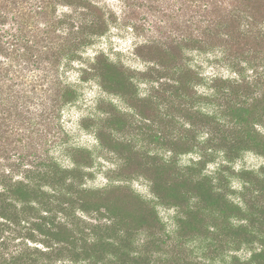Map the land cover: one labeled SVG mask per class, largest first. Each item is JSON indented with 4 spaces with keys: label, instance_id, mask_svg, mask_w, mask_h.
I'll return each mask as SVG.
<instances>
[{
    "label": "rangeland",
    "instance_id": "rangeland-1",
    "mask_svg": "<svg viewBox=\"0 0 264 264\" xmlns=\"http://www.w3.org/2000/svg\"><path fill=\"white\" fill-rule=\"evenodd\" d=\"M263 1L53 5L59 19L75 26L96 19L97 33L87 35L71 61L62 57L57 70L26 72L37 80L26 85L34 93L27 105L54 110L48 153L67 182L87 191L86 202L63 200L68 216L56 215L67 217L79 244L104 245L97 248L103 264L243 261L250 250L232 244V228L249 224L264 232ZM211 20L218 26L206 29ZM208 30L211 39L199 40ZM216 30L228 33V44L218 42ZM56 77L74 98L53 95ZM111 214L124 217L113 225ZM39 241L31 245L44 246ZM108 242L121 254L112 255Z\"/></svg>",
    "mask_w": 264,
    "mask_h": 264
},
{
    "label": "trees",
    "instance_id": "trees-1",
    "mask_svg": "<svg viewBox=\"0 0 264 264\" xmlns=\"http://www.w3.org/2000/svg\"><path fill=\"white\" fill-rule=\"evenodd\" d=\"M56 1L0 0V264H56L62 257L82 259L85 264H103L97 258L102 256L97 248L104 245L79 244L67 217L59 220L56 215L60 212L68 216L66 208L61 207L63 200L67 198V204L86 202L87 191L67 182L65 173L56 167L48 153L49 136L56 137L49 126L54 110L45 107L35 112L27 105L34 93L26 85L34 87L37 80H28L26 72L44 70L45 74L57 70L62 57L66 63L71 61L87 42V35L97 33L96 19L77 26L59 19L53 11ZM87 7L98 16L99 9L94 4L88 3ZM253 24L252 17L247 30L251 31ZM210 25H215L214 29L217 23L209 21L206 29H211ZM209 32L213 35L208 30L199 40L209 41L212 37ZM227 34L217 30L215 33L220 37L218 42L228 44ZM47 77L42 76L45 82ZM53 82L56 88L53 95L58 100L66 102L75 97V91L62 84L61 79L56 77ZM39 117L47 122L37 121ZM47 185L52 188L50 193L44 190ZM110 217L114 225L124 216ZM232 229V244H245L250 255L243 261L232 257L221 264H264V232L249 224ZM37 240L44 246L31 245ZM106 244L113 250L112 255L121 254L122 247ZM130 263L144 264V259L131 258Z\"/></svg>",
    "mask_w": 264,
    "mask_h": 264
}]
</instances>
